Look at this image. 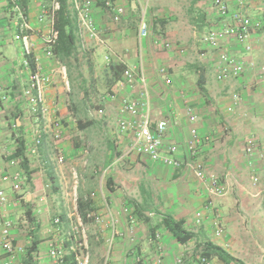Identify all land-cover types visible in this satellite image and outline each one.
Returning a JSON list of instances; mask_svg holds the SVG:
<instances>
[{
  "label": "crops",
  "instance_id": "0c3cea01",
  "mask_svg": "<svg viewBox=\"0 0 264 264\" xmlns=\"http://www.w3.org/2000/svg\"><path fill=\"white\" fill-rule=\"evenodd\" d=\"M106 1L123 8L124 13L119 23H113L110 17V15L112 16L111 11L105 7ZM200 2L201 0L194 7L199 6ZM21 3L34 30L30 37L33 44L32 53L40 60L44 72L48 74L60 64L54 56L48 58L44 55L41 41V35L48 32V17L45 16V12L50 6V0H21ZM257 3L248 9V12L252 14V9ZM134 4L139 5L140 0H94L92 18L97 30L107 43L116 52L123 55L128 63L135 65L138 58L137 26L133 28ZM144 4L146 7V2ZM212 13L215 18V22L212 24L210 14H201L200 16L201 22H199L203 26V32L217 23L216 15L214 12ZM41 14H44V18L39 22L38 16ZM252 16L256 15L253 13ZM142 17L149 27V36L142 43V65L146 75L150 116L152 124L158 120L167 122L162 139L163 144L176 145L178 148L177 157L184 159L186 157L185 144L190 138L191 129L194 128L198 133L209 138L208 141L201 144L197 156V159L205 164L207 171L221 173L226 169L222 168L221 165L225 164L232 165L237 169L244 166L249 172L246 158L243 155L245 140L249 137H256L259 143L258 149L264 153V82L256 81L259 68H264V50L258 48V42L264 36L260 37V33L257 32L252 41L251 56L257 65L256 70L246 69L239 78L218 82L212 72L215 55L214 57H210L208 54L207 56H196L193 61L189 62L190 64L176 61L178 51L182 48L180 46L183 45L186 36L180 27H173L172 18L162 15L158 18H152L146 13ZM195 34H197L198 39L199 33ZM155 38L169 42L172 50H164L159 44H155ZM197 39V49L212 51L205 44L199 43ZM101 51L104 52L103 49ZM226 51L236 57H244L240 48L234 43L228 44ZM78 53L77 47L76 65L81 64ZM71 63L72 61L67 64L61 63L66 66L69 74ZM121 74L122 67L115 61L103 69L101 82L104 83L107 93L102 96L100 104L101 108L103 107L105 110V114L114 117L116 120L114 127L115 133L118 134V143L128 145L132 137L131 129L119 132L116 124L118 119L122 117L126 118L128 122H132L133 119L120 112V103L124 99L142 100L143 96L139 85L129 86L125 84L120 86ZM28 83V71L23 66L22 43L17 38V32L11 22V15L5 0H0V191L3 192L6 199L4 204L0 202V211L12 221L10 236L12 245L17 249L13 264H23L26 248L32 242H36V249L32 253L31 264H50L48 250L51 245L61 247L65 253L64 264H72L71 254L67 251L69 243L65 239L64 231H62L65 228H70L71 221L67 217L68 210H62L53 195L58 192L64 177L60 168L56 169L52 161L49 159L51 161L49 162L47 159L48 149L45 143L49 140L52 145L50 137H43L37 155L32 156L28 151L32 147V131L37 121L35 114L29 110L22 96ZM64 90L59 76H54L46 91V104L48 107L54 108L53 115L55 117L67 121L68 113L63 105ZM233 95L240 97L239 105L236 106L233 113H226L225 108L231 104ZM187 107H190L197 115L194 123H190L187 119ZM136 119L138 120V118ZM62 131L63 139L68 134L67 128L63 126ZM19 139L24 142L27 170L22 166L20 159L11 157L16 150ZM112 139L114 138L112 137ZM62 141L60 146L64 148L67 143ZM114 144L116 143L114 142ZM146 162L149 164L148 166L156 168V172L151 175L153 178L156 177L165 183L169 182L174 188L181 189L179 193L172 195L174 196L172 199H170L171 197L168 198L167 204L171 208L169 213L174 212V215H171L176 220H184L185 226L188 227L193 213L206 204L204 201L206 199L204 198L205 192L188 170L167 168L152 163L147 158ZM254 171L259 176L260 181H264V161L257 163ZM48 173L54 174L55 182L49 181ZM15 174L19 176L17 188H14L12 180H9ZM93 181L90 176H85L84 179L81 176L79 188L82 189L87 186V190L90 191L88 194L101 191L111 208L116 212L119 211L121 208L114 205L112 200L108 201L106 197V194L107 196L116 195L117 190L114 184L112 185L113 191L108 189L106 182L105 185L100 182L97 189L92 191ZM78 193L80 196L79 203L84 204L83 210L79 208V212L84 223L90 222L85 219V213L91 208V204L84 200L88 194H82L79 190ZM241 197L243 198L239 202L244 203L247 212L250 208L247 205V198ZM100 199L98 196L93 203L96 209H101L102 202ZM220 203L223 206H219L216 211L219 212L220 216L223 215V220L226 221L228 213L231 212V206H229L230 210L226 206L230 201L225 199ZM27 205L31 208L35 218L32 226H29L24 217ZM130 211L132 212V210ZM132 214L135 222L131 226L125 216L119 215L118 230L121 232V236L115 240L112 248V264H133L132 258L126 256L136 253L144 256L146 264H152L156 257V242H152L150 237V233L154 231L152 230L154 225L152 214L146 212L147 220H140L134 212ZM56 217L60 219V223L57 225L53 223V219ZM227 222L230 220L227 219ZM250 222L258 225L257 221L251 220ZM222 225L226 224L222 222ZM92 226L96 228L97 234H102L105 238L108 236V230L104 225L93 224ZM163 230L161 234L164 232ZM165 232L167 235H164L162 240L159 238V244L163 249L162 264H173L176 256L184 250L185 245L178 244L166 230ZM156 233L158 234V232ZM260 237L261 250H259L260 246L255 248L256 241L250 242L245 238L242 242L239 241V238L233 241L239 247V253L247 255L244 260H256L258 251L264 258V236ZM145 238L146 248L144 246ZM89 242H91L92 248V240L89 239ZM1 243L0 236V261L4 257ZM215 244L222 247L224 243ZM239 259L244 262L242 257ZM101 262L95 258L93 253L91 254L90 264H101ZM187 264L195 263L189 261Z\"/></svg>",
  "mask_w": 264,
  "mask_h": 264
},
{
  "label": "built area",
  "instance_id": "2783aa9c",
  "mask_svg": "<svg viewBox=\"0 0 264 264\" xmlns=\"http://www.w3.org/2000/svg\"><path fill=\"white\" fill-rule=\"evenodd\" d=\"M260 0H211V7L216 15L217 23L207 28L203 33L198 35V42L205 44L210 50L214 51L215 60L213 62V76L216 81L223 82L231 79L239 78L246 69L256 70V63L251 56L253 51V37L263 27V21L260 16H252L248 14V9ZM8 12L11 15V22L16 29L17 38L22 43L23 66L28 71V86L23 90L22 96L26 105L35 116L36 123L32 134V147L29 148L30 155H37L38 148L42 144L44 136H49L52 145V163L56 169H59L65 161L60 142L62 140L63 126L61 120L55 117L54 108H50L46 104V91L53 80L54 76H59L66 91L69 90V82L67 78V68L64 64L58 66L46 74L40 63V60L32 53L33 44L30 40L31 34L34 32L31 27L25 8L21 0H5ZM94 0H67L68 8L71 10L76 24L77 47L80 51H86V44L93 42L95 46L103 49V61L105 65H110L113 61L122 67L120 86L125 84L139 85L142 89V100L124 99L120 103V112L133 119L128 122L122 117L117 121V130L124 132L132 131V137L126 147V154H133L138 157L147 158L150 162L160 164L161 166L188 170L197 181L205 195L210 199H218L225 197L231 192L232 188L239 185L237 177L232 170H226L218 175L209 172L203 162L197 159L199 148L203 142L208 141V136L201 135L196 129H191L190 138L185 144L186 157L180 159L177 157L178 148L174 144L164 145L162 142L167 122L158 120L154 124L151 122L149 96L147 91L146 75L142 65V43L149 36V27L143 17L139 20L136 30L137 38V64H130L123 55L116 52L107 41L100 35L92 18V7ZM105 7L111 11L112 21L117 24L120 22L124 13L122 7L114 6L109 1L105 2ZM60 9L58 0H50V6L45 12L48 17V32L41 35L43 44V53L46 57L52 58L53 47L58 39V32L54 28V15ZM146 7L144 8L145 11ZM44 14L38 16L41 22ZM155 44H159L164 50H172L169 42H163L159 38L154 39ZM234 43L240 48L244 57H236L226 51V46ZM179 53L184 50L180 49ZM204 54H201L203 56ZM246 57V59H245ZM163 72V70H161ZM256 81L264 82V68H259L256 74ZM240 97L232 96V102L225 108L226 113H233L236 106L239 105ZM97 114L104 115L103 108H98ZM187 119L190 123H194L197 119L196 113L190 108L186 109ZM138 118V120L136 119ZM258 140L256 137H249L245 140L243 147V155L246 158L247 168L249 169V184L251 187H257L259 184V176L255 168L257 163L264 161L263 151L258 149ZM118 160L112 161L107 169H111ZM87 166V160L81 162V167ZM70 186L68 191L64 192L68 200L69 208L67 217L71 221L70 228L66 232L65 239L69 243L67 251L71 254L72 264H90L91 252L88 244L87 234L84 226V220L79 212L80 196L78 193L81 181V175L76 165L69 168ZM14 188L18 186L19 176L17 174L11 176ZM254 190V189H253ZM264 194V189H256L251 194L257 197ZM101 198V209L94 207V202ZM84 200L91 204L90 210L85 213V219L95 225H104L108 230V236L105 238L106 251L102 257L101 264H112L111 251L115 240L121 236L118 230L119 215L127 218L129 225H133L135 219L132 212L128 208H122L114 211L101 191L91 192L84 197ZM6 201L3 192L0 191L1 204ZM212 202H207L195 213V224H199L203 216L211 214L214 210ZM217 212V211H216ZM55 225L60 223L59 218H54ZM12 221L0 211V236L1 248L4 257L0 264H13L16 247L12 245L10 230ZM213 236L220 238L224 234V230L217 216L211 223ZM152 242H156V257L152 264H162L163 249L159 244V235L154 234L151 238ZM176 256L173 264H183L186 248ZM20 250V249H19ZM135 264H146L142 254H134ZM50 264H64L65 253L61 247L51 245L48 250ZM200 264H212L209 259L201 257Z\"/></svg>",
  "mask_w": 264,
  "mask_h": 264
},
{
  "label": "rangeland",
  "instance_id": "374dc122",
  "mask_svg": "<svg viewBox=\"0 0 264 264\" xmlns=\"http://www.w3.org/2000/svg\"><path fill=\"white\" fill-rule=\"evenodd\" d=\"M145 2L146 11L144 12ZM190 2L191 0H140L139 5H133V28L137 26L136 23L138 24L144 13L152 16V18H158V16L161 15L172 18L173 27H180L186 36L183 40V45L180 46L184 52H178L176 61L190 64L189 62L193 61L196 56L200 57L201 54L205 56L208 54V56L214 57V51L208 52L207 50L196 48L197 34H195L203 32V26L200 25L201 14H210V16L213 14V9L210 7L211 0H201L197 7L192 6ZM252 11L254 15L262 18L263 27L259 31L260 37H262L264 36V0L258 1ZM248 14L252 15L250 12H248ZM110 17L112 19L111 15ZM210 19L212 20L211 24L215 22L213 16L210 17ZM258 45V48L264 50V37L261 38ZM86 48V51L79 50L78 53L81 64L79 63L76 65V63L72 61L69 70L70 74L67 70L69 90L63 91V105L67 110L68 119L67 121H65V119H60L62 120V125L67 128L68 132V134L65 135L66 138L64 137L65 139H62L67 143L64 148H62L65 161L60 167L64 181H61L62 184L59 185L60 188L58 192L53 194L54 199H56L62 210H68L69 203L64 192L68 191L70 186L69 168L71 166H77L82 179H84L85 176H90L94 180L92 191L97 189L100 182L102 185H105L108 176H111L117 193L116 195L113 194V196H107L106 194L108 201L112 200L117 207L121 209L126 207L132 210V212H134L133 202L141 205L143 211L152 214V223L154 224L152 227V230H154L153 233L158 232L159 238L162 240V237L167 235V233L165 229L159 225V214H170L169 210L171 208L167 204L168 198L171 197L170 199H172L174 197L172 195H175L177 192L179 193L181 189L174 188L169 182L165 183L164 181H159L156 177L153 178L151 175L156 172V168L148 166L149 164H147L146 158L138 157L133 154H126L127 144L118 143V134L115 133L116 129L114 127L116 122L115 118L105 114V110L103 116L97 114L98 108H101L100 102L102 96L107 93L104 83L101 82L103 79V69L106 68L103 61L104 52L91 41L86 44ZM112 137L114 139H112ZM114 142L116 144H114ZM45 144L48 149L47 159L51 160V142L47 140ZM50 160L49 162H51ZM83 160H87V166L85 168L81 167V162ZM114 160H118L117 163H115L111 169H107L108 165ZM34 161H36V158H34ZM221 167L226 168L224 171L232 170L237 177L239 185H234L231 192L223 198L210 199L205 195L204 198L207 200L205 199L204 201L205 203L212 202L214 210H216L219 206H223L220 203L221 201L225 199L229 200L230 203H227L226 206L229 210V206H231V212L228 213L226 218L229 219L230 222H227V219L226 221L223 220L224 216H220L219 212L213 210L214 212L211 214L203 216V220L199 224H195L194 216L195 213L200 210L199 209L193 213L187 228L193 233L201 234L202 242L208 241L213 244L218 242L224 243L225 245L223 244L222 248L230 255H234L238 259L242 257L244 260L247 255L239 253V247L233 241L239 238V241L242 242V240H244L243 238H245L250 242L256 241L257 244L254 245L255 248L260 246V236H264V194H260L257 197H252L251 194L254 193L256 189H264V181H259L257 187H251L248 178L249 172L244 166L237 169L232 165L222 164ZM223 172L219 173L215 171L213 173L220 175ZM79 192L88 194L90 191L87 190V186L86 188L84 186L82 189L79 188ZM241 196L247 198V205L250 207L247 212L244 203L242 201L239 202L243 198ZM173 213L174 212L171 214ZM215 216H217L221 225L222 222L226 224L222 225L224 236L220 238H215L213 236L211 223ZM251 220L257 221L258 225L250 222ZM259 222H262V224H259ZM92 225V223L87 221L84 223L90 252L91 254L93 253L95 258L100 262L106 251L105 237L102 236V234H97L96 228ZM68 230L69 229L65 228V230L62 231H64L66 235ZM162 230L164 232L161 234ZM150 237L152 238L151 233ZM89 239L92 240V248ZM196 241L195 239H191L184 244L186 247V251L184 252L186 258H184L183 264H187L189 261L191 263L200 264L199 259L202 257V248ZM144 246L146 248V238ZM261 249L260 246L259 250ZM130 255L132 257H126L132 258L131 261L135 264V255ZM261 255V252L258 251L255 258L256 260H244V262H242L244 264H263L264 258ZM209 260L212 264H222L216 258H210Z\"/></svg>",
  "mask_w": 264,
  "mask_h": 264
},
{
  "label": "trees",
  "instance_id": "16d2710c",
  "mask_svg": "<svg viewBox=\"0 0 264 264\" xmlns=\"http://www.w3.org/2000/svg\"><path fill=\"white\" fill-rule=\"evenodd\" d=\"M60 2V9L54 15V28L58 32V39L53 47V55L60 63H69L70 61L77 62L76 59V50H77V38H76V24L75 19L72 13L70 12L67 4V0H58ZM200 0H191V5L195 6ZM18 145L15 152L11 156L12 158L20 159L22 166L27 170V160L25 157V146L22 139L18 140ZM48 173L49 181L55 182L54 174ZM29 175V172H27ZM106 185L110 191H113L112 188L113 181L111 177H108L106 180ZM56 193V192H55ZM134 214L140 220H147L148 216L146 212L143 211L141 205L136 202H133ZM80 210H83L84 204L79 203ZM150 214V213H149ZM24 217L27 220L29 226L34 223L35 218L31 212V208L28 207L24 212ZM159 225L162 226L178 244H185L191 239L197 240L196 242L201 246L202 253L201 256L210 259L216 258L222 264H244L241 260L230 255L222 247L213 244L211 242H202L200 241V234L193 233L185 226L184 220H176L170 214H159ZM152 238L154 236L153 232ZM36 249V242H32L25 251V257L23 264H31L32 253Z\"/></svg>",
  "mask_w": 264,
  "mask_h": 264
}]
</instances>
